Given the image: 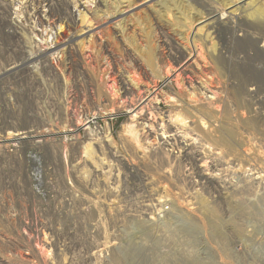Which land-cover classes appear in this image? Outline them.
Instances as JSON below:
<instances>
[{"label": "rangeland", "instance_id": "374dc122", "mask_svg": "<svg viewBox=\"0 0 264 264\" xmlns=\"http://www.w3.org/2000/svg\"><path fill=\"white\" fill-rule=\"evenodd\" d=\"M8 1L0 264H264V0Z\"/></svg>", "mask_w": 264, "mask_h": 264}, {"label": "bare ground", "instance_id": "6f19581e", "mask_svg": "<svg viewBox=\"0 0 264 264\" xmlns=\"http://www.w3.org/2000/svg\"><path fill=\"white\" fill-rule=\"evenodd\" d=\"M54 1H56V2H58V4H62V6H63V10L64 11H61V12H59V13H57V22H58V25H57V39H58V42H60V41H62V43H64V44H70L71 43V41L72 40H70V39H67V29L69 30L71 27H72V13L70 12V11H67V0H42V3H46V7L48 8V12L51 14V16H52V14H54V10H55V3H54ZM164 1V0H163ZM238 1H242V0H235V1H232V3H234V2H238ZM28 3H29V5H32V3H34V0H28ZM11 3H9V1L8 0H0V7H7L8 5H10ZM230 4V2L228 3V5ZM59 5V6H60ZM58 6V5H57ZM141 6H145V4H142ZM57 9V8H56ZM59 10V9H58ZM124 12V11H123ZM123 12H119L118 10H116V8L114 9V12H112V14H115L116 15V17H118V16H122V15H124V14H126V13H123ZM49 14V15H50ZM56 15V14H55ZM208 15V14H207ZM225 14L224 13H222L221 14V17H223ZM108 17V16H107ZM114 18V17H113ZM206 19V17H202V19ZM90 19L88 18H86L85 17V15H82L81 16V23H84L85 25L86 24H88V23H90V21H89ZM220 20H222V18H216L215 20H214V23L213 24H216L217 25V27H221V24H220ZM205 21V20H204ZM203 21V22H204ZM203 22H201V23H203ZM209 25V24H208ZM208 25H205V26H208ZM84 26V25H83ZM91 27V26H90ZM204 28V27H203ZM203 28H200L199 30H201V29H203ZM64 29V30H63ZM89 32V31H88ZM89 33H87L86 34V37H88L87 35H88ZM94 36V33H90V35H89V37H88V41L87 42H90V39L89 38H92ZM67 39V40H66ZM223 49H225V48H223ZM67 55V59H69V58H71L72 60H73V62H74V54L72 53V51H70V50H68L67 52H65ZM73 55H72V54ZM177 54V53H176ZM42 55V58H44L46 55L45 54H41ZM182 55H180V57H181ZM41 57V56H40ZM70 61V60H69ZM22 64V63H21ZM70 64V63H69ZM23 66V64L21 65V66H19L18 68H20V67H22ZM10 70H13V67H12V69L10 68ZM185 70V69H184ZM159 76V75H158ZM162 76V75H161ZM160 77V76H159ZM158 77V78H159ZM164 78H166V81H165V83H168L169 81L171 82V80H170V76H165ZM115 80V79H114ZM115 82V81H114ZM124 82V81H123ZM121 83H122V80H121ZM122 88V87H121ZM124 91H129L128 89H125ZM148 100V98H146L143 102H146ZM153 102H156V99H150V100H148L147 101V103H145V106L144 107H146L147 105H151ZM90 104H91V102H90ZM93 105V104H92ZM144 107H140L139 108V112H141V110L144 108ZM137 108H134L133 110H132V112L133 111H135ZM140 116L141 115H139L138 117H137V113L136 114H134V117H136V118H138L139 120H141L142 121V117L140 118ZM144 118V117H143ZM146 118V117H145ZM174 118H178L177 119V121H183V119L179 116V115H175L174 116ZM180 118V119H179ZM90 120H86L83 124H82V126H83V129L84 130H88L87 129V125H89L90 124V122H89ZM144 121V120H143ZM144 122H146V124H148L146 127H148V129L149 128H152V124L154 123H152V121H150V123H149V120L146 118V121H144ZM152 123V124H151ZM144 124V123H143ZM145 125V124H144ZM153 127H154V125H153ZM168 128V127H167ZM151 130V129H150ZM166 131H168V130H166ZM166 131L164 132V134L166 133ZM28 132L29 131H27L26 133L24 132H22V133H20V134H15V135H17L18 137H17V139H24V138H27V137H24V136H20V135H22V134H28ZM147 132H149V131H147ZM88 133H90V132H88ZM150 133V132H149ZM6 136L8 137V138H6V140H9V139H11L12 137V133L11 132H9V133H7L6 134ZM28 136V138H31L32 136H29V134L27 135ZM35 138L37 137V136H34ZM33 141L35 142V143H40L41 141H39V140H34V138H33ZM109 142L112 144V141L111 140H109ZM159 143V142H158ZM86 148V147H85ZM191 149V148H190ZM183 150H185V149H183ZM190 151V150H189ZM185 152H186V150H185ZM193 152V151H192ZM187 153V152H186ZM189 153V152H188ZM90 154H91V151H90ZM192 154V153H191ZM187 155V154H186ZM193 155V154H192ZM190 156V155H189ZM199 157V156H198ZM183 158V157H182ZM185 158H183V160H184ZM187 159V158H186ZM193 161V160H192ZM191 162V161H190ZM189 162V163H190ZM194 165V164H193ZM191 167H192V165H191ZM192 172H194V171H192ZM194 175V174H193ZM196 175V174H195ZM198 175V174H197ZM198 176H200V175H198ZM197 176V177H198ZM202 176V175H201ZM199 179H201V178H199ZM204 180V179H203ZM205 181V180H204ZM202 182V181H201ZM207 182H209L210 183V181H207ZM203 185V184H202ZM211 185V184H210ZM210 185H209V187H210ZM198 186V185H197ZM201 186V185H200ZM216 186V185H215ZM201 187H205V186H201ZM218 189L217 187H214V189ZM201 189V188H200ZM203 189H206V188H203ZM215 189V190H216ZM207 190H205V192H206ZM209 191V190H208ZM218 191V190H217ZM220 192V191H219ZM218 192V193H219ZM218 195V194H217ZM220 196V195H219ZM137 207V206H136ZM137 209V208H136Z\"/></svg>", "mask_w": 264, "mask_h": 264}]
</instances>
